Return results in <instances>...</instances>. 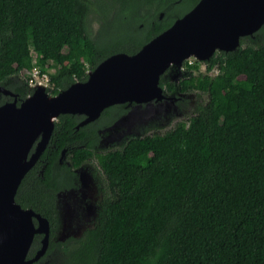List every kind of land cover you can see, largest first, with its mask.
Here are the masks:
<instances>
[{
  "label": "trees",
  "instance_id": "trees-1",
  "mask_svg": "<svg viewBox=\"0 0 264 264\" xmlns=\"http://www.w3.org/2000/svg\"><path fill=\"white\" fill-rule=\"evenodd\" d=\"M110 1L132 20L116 39L89 35L92 0H0V85L16 94V103L31 93V67L42 73L47 64L45 91L55 95L85 81L86 70L109 54L135 53L198 0ZM179 6L186 11L175 14ZM140 7L151 9L138 13ZM253 36L203 61L213 75L179 83L181 91H196L186 120L162 133L128 135L122 145L96 154L104 187L94 224L63 241L52 239L55 193L63 185L56 157L78 141L83 146L73 145V154H90L93 124L109 126L127 108L105 107L99 119L77 129L76 115L56 117L39 157L42 174L36 165L29 168L14 196L49 222L46 252L30 264L54 254L60 264H264V23ZM10 99L0 93V104ZM40 236L34 235L27 257Z\"/></svg>",
  "mask_w": 264,
  "mask_h": 264
},
{
  "label": "water",
  "instance_id": "water-1",
  "mask_svg": "<svg viewBox=\"0 0 264 264\" xmlns=\"http://www.w3.org/2000/svg\"><path fill=\"white\" fill-rule=\"evenodd\" d=\"M263 23L264 0H198L135 53L109 54L86 72L85 81H75L55 95L36 83L16 103V94L0 85V93L11 97L0 104V264H30L46 252L48 220L22 208L14 196L21 178L45 148L59 114H82L84 118L75 125L78 128L110 105L168 99L158 77L169 64L178 67L190 56L206 61L215 50L233 51L241 37L251 35ZM36 124L38 136L21 151L28 127ZM35 234L41 235L39 246L27 257Z\"/></svg>",
  "mask_w": 264,
  "mask_h": 264
},
{
  "label": "rangeland",
  "instance_id": "rangeland-1",
  "mask_svg": "<svg viewBox=\"0 0 264 264\" xmlns=\"http://www.w3.org/2000/svg\"><path fill=\"white\" fill-rule=\"evenodd\" d=\"M90 12L87 15L86 27L89 35L93 39H116L122 34L130 30L132 20L128 21V13L120 11L119 5L112 3L110 0H92ZM156 5L154 6V8ZM186 6H179L174 10L175 14L186 11ZM151 7H140L138 13L150 11ZM152 16V15H151ZM258 31V30H257ZM255 31L254 33H256ZM251 35L243 36L244 43H249L247 37L253 38ZM143 37V35H141ZM264 41V36L262 38ZM256 41H254L255 43ZM198 61V68L192 72L204 73V62L196 60L194 57L183 59L180 66L169 64L166 76L171 80H175L177 72L183 70L184 64ZM215 73V70L209 72V75ZM172 76V77H170ZM19 77H13L14 82L19 81ZM196 91H189L180 96L179 99L170 97L160 102H146L133 104L128 107L126 114L117 119L113 124L100 130L101 138L99 145L102 149L117 147L123 139L128 135L141 136L144 134L162 133L170 129L177 121L186 120L191 114L193 107L192 102L196 98ZM172 96V95H168ZM174 96V95H173ZM202 100L206 99L205 95H200ZM81 186L76 193L73 190L60 192L56 194L55 202V221L52 231V239L60 240L68 236L79 237L86 226H89L94 217L96 204L91 200H85L83 189L94 187L89 176L81 178ZM78 195V196H77ZM87 207H90L88 210ZM58 254L52 256L47 255L37 264H60L57 260Z\"/></svg>",
  "mask_w": 264,
  "mask_h": 264
},
{
  "label": "flooded vegetation",
  "instance_id": "flooded-vegetation-1",
  "mask_svg": "<svg viewBox=\"0 0 264 264\" xmlns=\"http://www.w3.org/2000/svg\"><path fill=\"white\" fill-rule=\"evenodd\" d=\"M161 17H162V14H161V16H158L159 19H161ZM138 26L141 27V23H139ZM214 52H219V51L215 50ZM222 52L224 53V51H222ZM192 63H194V61L190 62V64H192ZM167 67L159 75L158 81H165V84H163V86H161L162 92L165 96L172 95V96H168V97H171V98L173 97L174 99H179L180 96H183L184 94L189 92L186 90L185 91L180 90V84H179L180 82L187 79L188 77L197 76L198 74L209 75L210 71L215 70V69H212V70H208L207 72H204V73H202V72L197 73L195 75V72H192L194 69H192V68L186 69V66L184 64L183 70L181 72H177V76H176V78H174L175 80H171L168 77V75L166 76ZM204 71H205V67H204ZM215 72H216V70H215ZM209 76H211V75H209ZM170 77H172V76H170ZM178 84H179V87H178ZM167 86L170 87L169 90L167 89ZM162 100H167V99H160V100H156V101L151 100V102H160ZM193 103H194V100L192 102V105H193ZM133 104H134L133 102L130 104L125 103L124 107H126L128 110V107L133 105ZM101 112H100V114H101ZM100 114L95 120H93L91 122H94L97 119H99ZM70 115H76L77 117H79V120L77 121V123L84 118V116L82 114H70ZM55 121H56V118H55L54 122ZM54 122H53V124H54ZM91 122H88V123H91ZM98 124H99V122H97V121L93 124L96 139H95V142L92 143V146L90 148L91 149L90 154L81 155L78 153L76 156L73 154V145H75V147L83 146V144L79 143V141H78L77 143L73 144L69 150L66 147L60 149V151L56 157V163L58 164V168L56 169V171L58 172L59 178H60L63 185H62V189L55 193V202H56V194L57 193H60V192L65 193L68 190H73L75 193H76V191H78V194H79V189L81 186V181H80L81 178L89 176V179L93 184L94 192H92V189L88 188V187L83 189L84 197L87 198L85 200H91L93 204L97 205V208L95 209L94 217L92 219L91 224L89 226H86V228L84 230L89 229L94 224L97 209H98L99 203L102 199V193H103L102 188L104 187V174H103V172H102V170H101V168H100V166L96 160V154L97 153H103L104 151L115 148V147L107 148V149L101 148V146L99 145L101 134L99 132H100V130L107 127V125L102 126V124H101L100 126H98ZM75 129H77V128H75ZM123 140L120 143H118V146L122 145ZM48 142H49V140H48ZM48 142H47V144H48ZM47 144H46V146H47ZM46 146H45V148H46ZM32 149H33V146L30 148L29 153L32 151ZM44 149H43V151H44ZM62 150H63V152L61 153ZM39 157H40V155H39ZM34 165L37 166L36 167L37 173L42 174V171H43V168L45 165L42 162V160L40 158H38L32 166H34ZM87 209L89 210L90 207H87Z\"/></svg>",
  "mask_w": 264,
  "mask_h": 264
},
{
  "label": "built area",
  "instance_id": "built-area-1",
  "mask_svg": "<svg viewBox=\"0 0 264 264\" xmlns=\"http://www.w3.org/2000/svg\"><path fill=\"white\" fill-rule=\"evenodd\" d=\"M32 62L35 61V59L38 57L35 53H32ZM189 63V61H188ZM45 72L39 73V70L37 67L33 66L31 67V71L29 72L30 76L27 79V82L30 84L31 88L33 87V84L41 83L44 85V88L48 86V80L49 77L47 75V72H49L47 64H44ZM87 71V70H86Z\"/></svg>",
  "mask_w": 264,
  "mask_h": 264
},
{
  "label": "bare ground",
  "instance_id": "bare-ground-1",
  "mask_svg": "<svg viewBox=\"0 0 264 264\" xmlns=\"http://www.w3.org/2000/svg\"><path fill=\"white\" fill-rule=\"evenodd\" d=\"M38 127L39 125H32L30 127H28L27 129V132H26V135L24 136V140L22 141V145H21V151H25V149L28 147L30 141L36 136L37 134V131H38ZM20 159V162H19V165H21L23 163V160H22V156L19 158Z\"/></svg>",
  "mask_w": 264,
  "mask_h": 264
},
{
  "label": "clouds",
  "instance_id": "clouds-1",
  "mask_svg": "<svg viewBox=\"0 0 264 264\" xmlns=\"http://www.w3.org/2000/svg\"><path fill=\"white\" fill-rule=\"evenodd\" d=\"M33 89V88H32ZM32 91V90H31Z\"/></svg>",
  "mask_w": 264,
  "mask_h": 264
}]
</instances>
